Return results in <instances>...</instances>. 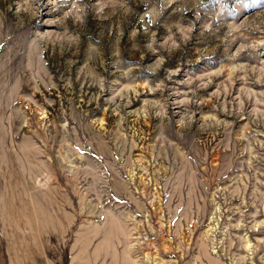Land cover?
Here are the masks:
<instances>
[{
  "label": "rangeland",
  "instance_id": "374dc122",
  "mask_svg": "<svg viewBox=\"0 0 264 264\" xmlns=\"http://www.w3.org/2000/svg\"><path fill=\"white\" fill-rule=\"evenodd\" d=\"M0 264H264V0H0Z\"/></svg>",
  "mask_w": 264,
  "mask_h": 264
}]
</instances>
